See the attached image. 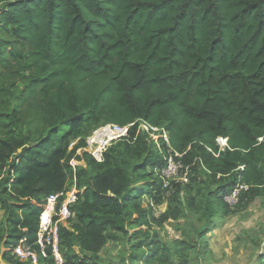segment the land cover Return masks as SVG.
Masks as SVG:
<instances>
[{"label":"trees","instance_id":"obj_1","mask_svg":"<svg viewBox=\"0 0 264 264\" xmlns=\"http://www.w3.org/2000/svg\"><path fill=\"white\" fill-rule=\"evenodd\" d=\"M36 98L44 116L33 134L25 107ZM138 118L166 129L199 199H171L158 216L143 205L144 194L163 199L152 175L163 159L137 126L101 161L78 151L97 126ZM237 184L247 186L238 207L264 195V0H0L4 260L29 264L11 248L35 240L48 194L75 187L76 216L59 230L63 264H99L122 239L119 264H189ZM186 212L204 218L195 241L161 239L154 227Z\"/></svg>","mask_w":264,"mask_h":264},{"label":"rangeland","instance_id":"obj_2","mask_svg":"<svg viewBox=\"0 0 264 264\" xmlns=\"http://www.w3.org/2000/svg\"><path fill=\"white\" fill-rule=\"evenodd\" d=\"M37 101L38 98L25 107L33 134L38 131L44 116L43 108ZM172 196L169 201L161 199L155 203L160 213L167 209L171 199L181 206L190 196L196 200L200 198L191 186L179 188ZM148 197L150 198L148 194L143 195V205ZM237 202L229 205L227 215L220 212L215 214V229L202 237V242L191 253L189 264H260L258 256L264 253V195L250 202L245 199L244 203H240V207L236 206ZM204 227V218L200 213L186 212L178 220L168 219L162 225L154 227V230L163 240L186 237L195 241L193 229L202 230ZM124 255L125 240H109L99 253V264H119V259ZM174 261L176 262V259ZM42 263L39 261V264ZM262 263L264 264V259Z\"/></svg>","mask_w":264,"mask_h":264},{"label":"built area","instance_id":"obj_3","mask_svg":"<svg viewBox=\"0 0 264 264\" xmlns=\"http://www.w3.org/2000/svg\"><path fill=\"white\" fill-rule=\"evenodd\" d=\"M137 126V129L147 134L154 145L159 148L162 156V165L152 170V175L159 179L161 187L164 190L163 199L168 198L176 188L189 183L190 168L181 160L182 154L176 151L169 143L166 129L163 126H155L143 118L120 125L117 123L106 122L96 128L85 139V146L81 150L90 154L96 161L103 159V152L112 143L129 137L130 128ZM262 141L263 138H258ZM164 144V147L161 145ZM215 144L219 151L228 148L227 137L217 136ZM72 160V165H75ZM243 166L239 168L242 169ZM247 186L237 184L234 189L224 196V201L230 205L237 202L240 192ZM78 200V191L75 187L65 189L61 192L50 193L45 197L44 206L38 215V224L36 229V238L30 242L26 237L18 239L17 243L11 248L12 257L21 262L29 264H39V256L46 257L50 255L53 264H63V258L59 250V230L61 226H69L75 218L73 205ZM147 200V199H146ZM152 207L154 216L160 213L157 204L148 198L145 205Z\"/></svg>","mask_w":264,"mask_h":264},{"label":"crops","instance_id":"obj_4","mask_svg":"<svg viewBox=\"0 0 264 264\" xmlns=\"http://www.w3.org/2000/svg\"><path fill=\"white\" fill-rule=\"evenodd\" d=\"M2 217H3V210L0 209V223L2 221ZM1 250H2V247H1ZM0 264H11V263L9 261L4 260L0 253Z\"/></svg>","mask_w":264,"mask_h":264}]
</instances>
